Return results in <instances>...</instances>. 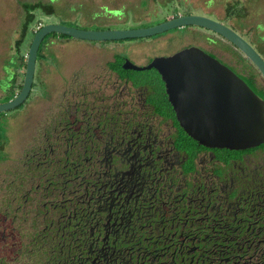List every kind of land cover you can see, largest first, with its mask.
I'll list each match as a JSON object with an SVG mask.
<instances>
[{
    "label": "flooded vegetation",
    "instance_id": "obj_1",
    "mask_svg": "<svg viewBox=\"0 0 264 264\" xmlns=\"http://www.w3.org/2000/svg\"><path fill=\"white\" fill-rule=\"evenodd\" d=\"M169 1L158 23L90 31L201 16L264 62V10L257 21L251 3ZM149 11L137 16L146 21ZM179 29L264 102V80L234 46L206 29ZM149 37L40 42L23 109L0 115V152L12 156L0 168V264H264V143L228 149L188 137L159 74L128 66L168 57L139 64L125 55L151 46Z\"/></svg>",
    "mask_w": 264,
    "mask_h": 264
},
{
    "label": "water",
    "instance_id": "obj_2",
    "mask_svg": "<svg viewBox=\"0 0 264 264\" xmlns=\"http://www.w3.org/2000/svg\"><path fill=\"white\" fill-rule=\"evenodd\" d=\"M185 26L206 29L222 37L264 80V62L254 50L230 29L205 17H175L148 28L110 31L80 30L49 23L33 33L24 56L20 89L11 99L0 103V115L15 109L27 97L37 49L48 34L83 41H113L149 37ZM128 66L137 71L153 68L159 74L180 128L198 144L244 149L264 143V102L232 71L200 49L190 47L168 57L154 58L145 67L129 63Z\"/></svg>",
    "mask_w": 264,
    "mask_h": 264
},
{
    "label": "rangeland",
    "instance_id": "obj_3",
    "mask_svg": "<svg viewBox=\"0 0 264 264\" xmlns=\"http://www.w3.org/2000/svg\"><path fill=\"white\" fill-rule=\"evenodd\" d=\"M28 3H32L28 6H24L26 8V17L23 18V21L29 22L32 18V9L38 8V12H33L35 15L34 21L30 26L31 30H35V27L38 24H59L62 26L80 29V30H95L100 28H123L124 26L137 27L139 25L144 24L145 22L158 23L163 20V18L167 15L168 10L172 9L174 3L169 0H24ZM191 1L194 7L204 8L205 0H188ZM212 1V0H210ZM215 3L218 1H224L225 6L230 5L234 1L251 3V7L255 10L256 20H261V15L259 12L264 10V0H213ZM122 7V9H120ZM177 9L178 7L175 6ZM218 10L220 11L222 6L218 4ZM182 9V8H181ZM29 10V11H28ZM107 10H119L116 12L108 13ZM153 11V15H148L146 21L140 20L138 17V12L141 11ZM151 12V11H149ZM184 13H193L199 14L201 13L198 10H189L183 9ZM250 17L246 22L247 25L252 24L255 19ZM116 18L115 20H110V17ZM207 17L214 19L210 15H206ZM20 14L19 9L15 0H0V101H4L8 99V96H5L3 93V85H7V82L10 78V75L13 73L12 68L13 65L20 64L19 67L21 70L23 69V61L18 60V56L23 54L25 51L27 52L28 46L30 44L31 38L26 35L23 42H21V34L18 35V20ZM121 17V18H120ZM263 18V16H262ZM25 19V20H24ZM184 29H171L165 31L163 33L154 35L149 37L146 43H150L151 46L147 48H141L138 51V54L130 53L127 49L124 50L125 55H127L134 63L137 59H147L153 56H169L178 50L182 49L185 46H196L197 48L206 52L204 48L198 43H200L198 38L195 37H185ZM54 34H48L42 40V43L45 40H48V37H52ZM21 39V40H20ZM145 40L147 38H144ZM13 40H19L18 42H13ZM70 40V46H76V42H85L83 40L77 39H69V38H61L62 41ZM75 42V43H73ZM21 43V44H20ZM18 47V52H14V47ZM210 49V48H209ZM63 51V50H62ZM215 53H218L217 50H214ZM136 55V57L134 56ZM25 56V55H24ZM222 58H226L225 55H222ZM232 69V68H231ZM234 70V69H232ZM235 71V70H234ZM237 74L238 72L235 71ZM15 74V73H13ZM3 75H6L3 77ZM22 81V79H21ZM24 104H22V109ZM18 109L10 110L6 112L7 115L10 114L12 116L15 114ZM1 117V116H0ZM14 141H11L12 144ZM0 152V168L6 166L7 163H11L12 156H8ZM12 159V158H11Z\"/></svg>",
    "mask_w": 264,
    "mask_h": 264
},
{
    "label": "crops",
    "instance_id": "obj_4",
    "mask_svg": "<svg viewBox=\"0 0 264 264\" xmlns=\"http://www.w3.org/2000/svg\"><path fill=\"white\" fill-rule=\"evenodd\" d=\"M20 64L15 63L12 68H9V69H12L13 73H15V74L12 73L10 75L8 82H7V85H3V93H5V96L6 95L8 96V99H6V100L11 99L20 89L21 79L23 76V69H24V67H23V69L21 70V68L19 67ZM4 76L6 78V75H3V77ZM1 89L2 88L0 86V92H1ZM13 122H15V121L12 119L11 123L7 125V130H5V132L7 133V137L10 138L9 141H14V140H16V137H17L15 134L16 130L14 128ZM0 131H2L1 126H0Z\"/></svg>",
    "mask_w": 264,
    "mask_h": 264
},
{
    "label": "trees",
    "instance_id": "obj_5",
    "mask_svg": "<svg viewBox=\"0 0 264 264\" xmlns=\"http://www.w3.org/2000/svg\"><path fill=\"white\" fill-rule=\"evenodd\" d=\"M48 1V0H47ZM15 2H16V4H17V7H18V9H19V14H20V17H19V20H18V25H17V27L19 28L18 29V35H19V33L21 34V38H22V40H21V42H23V40L25 39V37H26V35L28 36H30V38H32V36H33V33L35 32V30H31L30 29V26L32 25L31 23L34 21V19H35V15H34V13L33 12H38V8H34V9H32V20L31 21H29V22H26V21H23V18H25L26 17V6H28V5H30V4H32V3H28L27 1H24V0H15ZM49 2V1H48ZM26 5V6H25ZM24 6L26 7L25 9H24ZM29 11V10H28ZM25 20V19H24ZM41 25H44L43 23H41ZM52 36H57V37H59V38H68V37H66V36H63V35H52ZM19 40H13V42H18ZM21 44V43H20ZM14 52L15 53H17L18 52V47L16 46V47H14ZM26 54V51L23 53V54H20V55H17L18 56V60H22L23 61V67H24V55Z\"/></svg>",
    "mask_w": 264,
    "mask_h": 264
},
{
    "label": "built area",
    "instance_id": "obj_6",
    "mask_svg": "<svg viewBox=\"0 0 264 264\" xmlns=\"http://www.w3.org/2000/svg\"><path fill=\"white\" fill-rule=\"evenodd\" d=\"M42 25L39 23L38 26L35 27V30L39 29Z\"/></svg>",
    "mask_w": 264,
    "mask_h": 264
}]
</instances>
